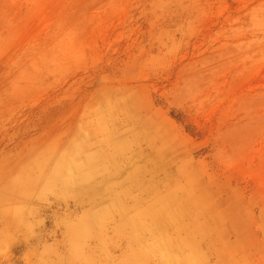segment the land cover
I'll return each mask as SVG.
<instances>
[{
    "label": "rangeland",
    "instance_id": "374dc122",
    "mask_svg": "<svg viewBox=\"0 0 264 264\" xmlns=\"http://www.w3.org/2000/svg\"><path fill=\"white\" fill-rule=\"evenodd\" d=\"M190 209L264 264V0H0V264H166Z\"/></svg>",
    "mask_w": 264,
    "mask_h": 264
},
{
    "label": "crops",
    "instance_id": "0c3cea01",
    "mask_svg": "<svg viewBox=\"0 0 264 264\" xmlns=\"http://www.w3.org/2000/svg\"><path fill=\"white\" fill-rule=\"evenodd\" d=\"M188 211V212H187ZM209 211L203 210L202 215L205 216L206 220L203 223H208V228L205 230H201L198 225V221L196 223L188 224L189 221H192L193 218H188L189 213H192V209L185 210V224L183 226H179V228L171 234L173 237L168 235L170 232V225L162 226L161 228V247L162 257H164L165 249H176L177 255L176 259L171 258V260L167 257L166 264H209L207 258L204 255V251H210L216 246V238L217 233L214 229H212L211 219L207 217ZM181 215L179 211L175 213L168 214L171 217V223H173V217ZM178 221V220H177ZM167 232V235L165 233ZM202 250V251H200ZM182 258V259H181Z\"/></svg>",
    "mask_w": 264,
    "mask_h": 264
},
{
    "label": "bare ground",
    "instance_id": "6f19581e",
    "mask_svg": "<svg viewBox=\"0 0 264 264\" xmlns=\"http://www.w3.org/2000/svg\"><path fill=\"white\" fill-rule=\"evenodd\" d=\"M75 165V164H74ZM77 165V164H76ZM76 167V166H75ZM74 169H76V168H74ZM99 170V169H98ZM93 171V170H92ZM97 171V170H96ZM80 172V171H79ZM132 181V180H131ZM131 181H130V185H128V187L126 188L127 190H131V189H134V186H139V184L136 182V180H135V178H134V181L131 183ZM155 206H157V205H155ZM163 207H162V209L161 208H157L156 210H160L161 209V212H163L164 210H166L167 209V207L166 206H168V204L166 203V204H164V205H162ZM140 215H141V213H140ZM146 217L148 216V215H145ZM138 218V217H137ZM140 218V217H139ZM138 218V219H139ZM149 218H150V216H149ZM142 220H145V219H142ZM139 221V220H138ZM137 222V221H136ZM142 222V221H141ZM147 222V221H146ZM137 223H140V222H137ZM136 223V224H137ZM141 225V224H140ZM145 225V224H144ZM148 228H150V226H147ZM153 229V228H152ZM151 232V231H150ZM148 233V232H147ZM160 247V246H159ZM155 250V249H157V248H155L154 246H150L149 247V250ZM154 254V253H153ZM143 259V258H142ZM182 259V258H181Z\"/></svg>",
    "mask_w": 264,
    "mask_h": 264
}]
</instances>
